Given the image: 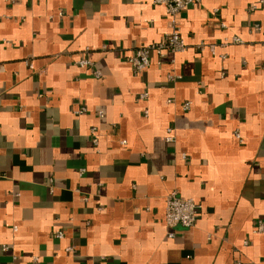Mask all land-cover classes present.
Returning a JSON list of instances; mask_svg holds the SVG:
<instances>
[{
    "label": "crops",
    "instance_id": "0c3cea01",
    "mask_svg": "<svg viewBox=\"0 0 264 264\" xmlns=\"http://www.w3.org/2000/svg\"><path fill=\"white\" fill-rule=\"evenodd\" d=\"M177 23L186 50L136 73L171 31L153 0H0V264H264V0Z\"/></svg>",
    "mask_w": 264,
    "mask_h": 264
},
{
    "label": "built area",
    "instance_id": "2783aa9c",
    "mask_svg": "<svg viewBox=\"0 0 264 264\" xmlns=\"http://www.w3.org/2000/svg\"><path fill=\"white\" fill-rule=\"evenodd\" d=\"M201 0H153V3L163 7L165 13L167 14L170 24L171 31L164 35L163 39L158 42L150 43L148 45L137 48L133 54L128 58V63L136 73H141L150 66V59L152 54L158 56V63H163V57L165 53H180L184 52L187 48L186 43L180 36L179 27L177 23V17L183 9L190 5L199 3ZM252 8H255L253 6ZM61 13H59L60 15ZM221 26H224L222 23ZM258 29H264V25H255ZM233 43H239L241 40L239 37L234 36L231 39ZM229 43L225 41L224 44ZM204 47V45H202ZM201 46V48H202ZM212 52L214 51V45H209L208 47ZM77 65L82 68H91L92 62L87 58H80L77 60ZM261 71L264 73V65L261 67ZM93 74L96 77L100 76L99 71L93 70ZM169 79H174L173 76H168ZM146 96V93H143L141 97ZM190 104L187 103L184 105L187 108ZM85 109L80 108L77 110V113L83 112ZM102 116V113H100ZM95 129H91V133L94 134ZM170 129H168V134L165 136V140L171 141L172 136L169 134ZM236 136L239 138V134L236 133ZM97 141L96 137H93L92 142L95 144ZM200 209V205L196 203L193 198H186L178 195L175 191H171L165 198V207H164V221L168 227H172L176 224L182 225L184 227H192L197 219V215ZM254 232L260 233L264 232V223L259 221L257 226L254 229ZM63 236L62 232H58L56 237L61 238ZM169 236H172V233H169ZM5 249V247H3ZM72 250L71 247L67 248V251Z\"/></svg>",
    "mask_w": 264,
    "mask_h": 264
}]
</instances>
